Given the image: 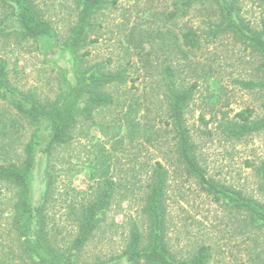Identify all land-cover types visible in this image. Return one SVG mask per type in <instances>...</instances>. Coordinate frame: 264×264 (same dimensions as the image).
<instances>
[{
	"label": "rangeland",
	"instance_id": "374dc122",
	"mask_svg": "<svg viewBox=\"0 0 264 264\" xmlns=\"http://www.w3.org/2000/svg\"><path fill=\"white\" fill-rule=\"evenodd\" d=\"M55 32L52 41L22 38L17 9L0 0V61L10 85L50 108L76 82L77 73L122 72L124 79L101 87L113 103L95 108L93 121L79 115L73 139L39 153L31 179L34 197L44 204V232L55 249L65 251L79 233L82 210L97 197L101 178L115 182L109 208L77 256V264H127L125 251L138 228L141 246L151 243L146 211L156 162L167 170L165 235L167 251L177 260L192 258L211 246L209 264H264V228L247 214L205 192L178 153L163 71L175 70V83L192 88L185 104V125L194 156L207 176L229 191L240 192L264 207V130L241 138L228 136V122L250 108V120L264 117V89L258 81L263 58L232 33L209 35L220 20L214 0L182 8L181 0H105L90 20L86 42L67 46L79 16V0H31ZM241 13L259 29L264 0H239ZM177 10L176 16H171ZM190 29L200 38L191 50ZM35 125L0 95V164L22 167ZM48 145L46 139L42 143ZM100 171L92 176V164ZM46 170L51 175L46 179ZM45 174V175H44ZM19 188L0 181V264H37L15 225ZM142 264H145L142 262Z\"/></svg>",
	"mask_w": 264,
	"mask_h": 264
},
{
	"label": "trees",
	"instance_id": "16d2710c",
	"mask_svg": "<svg viewBox=\"0 0 264 264\" xmlns=\"http://www.w3.org/2000/svg\"><path fill=\"white\" fill-rule=\"evenodd\" d=\"M4 1L17 9L16 21L19 24L20 37L49 42L54 40L56 36L51 22L41 16L40 11L36 9L31 0ZM197 1L199 0H181V7L188 8ZM214 1L220 9V20L217 24H210L209 35L215 37L223 32L232 33L247 46L259 52L263 58L262 78L258 81L242 82V85L264 89V17L260 28L255 29L242 15L239 0ZM104 3L105 0H79L78 21L67 42V46L73 52H76L86 42L90 20ZM177 14L178 11L175 10L171 16ZM5 29L6 25L0 28V31L3 32ZM184 37V43L191 50L200 47V38L195 30L190 29L184 34ZM163 74L170 117L178 136L179 157L185 163L188 172L196 176L202 189L216 201H224L234 209L247 214L250 223L255 224L258 228H264V207L259 202L217 184L198 165L194 156L195 144L184 119V107L193 96V89L177 86L173 67L166 66ZM123 79L124 75L121 71L117 73L100 72L99 66L92 68L88 74L78 72L76 82L69 86L59 100L47 108L12 87L6 72L5 61H0V95L36 127L26 145V158L23 166L0 164V181L8 182L19 188L20 198L16 206L15 225L20 236L24 237L26 251L37 264H77V256L88 242L91 234L97 229L101 215L109 208L115 189V182L112 178H101V188L97 197L82 210L79 233L74 239V243L65 251L57 250L47 241L49 239L44 232V204L35 199L31 186L39 153L49 154L51 145L69 143L73 139L70 130L75 126L79 115L86 120L93 121L95 108L113 103L112 97L103 92L101 87ZM251 114L250 108L240 110L236 116L243 122H228L223 130L228 136L235 138L264 130V117L259 120H250ZM44 139L48 145L42 144ZM91 164L92 176H95L100 169L95 162ZM45 172L46 175H44L47 179L51 173L49 170ZM260 172L264 175V163L260 166ZM166 178L165 166L157 161L152 175V183L149 185L151 187L146 206L151 220V243L147 247H142L141 234L138 228H134L125 251V261L127 264H142V262L145 264H209L212 255L209 245H202L192 258L181 261L175 259L165 248Z\"/></svg>",
	"mask_w": 264,
	"mask_h": 264
}]
</instances>
